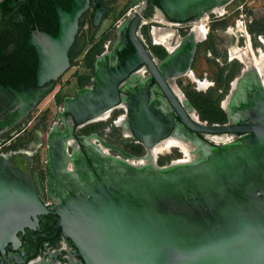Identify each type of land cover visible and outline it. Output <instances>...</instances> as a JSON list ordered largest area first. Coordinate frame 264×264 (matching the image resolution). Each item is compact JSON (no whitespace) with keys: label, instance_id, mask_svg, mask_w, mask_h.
Returning a JSON list of instances; mask_svg holds the SVG:
<instances>
[{"label":"water","instance_id":"95a60500","mask_svg":"<svg viewBox=\"0 0 264 264\" xmlns=\"http://www.w3.org/2000/svg\"><path fill=\"white\" fill-rule=\"evenodd\" d=\"M140 1L132 0L129 7ZM228 1L154 0L151 4L167 23L187 24ZM87 5L88 0H78L72 12H62L59 35L38 47L34 91L18 93L0 85V135L19 124L50 91L46 84L69 70L76 22ZM140 11L127 14L125 22L134 14L130 26L124 22L116 28L123 42L133 46V55L119 68L112 67V52L97 56L91 86L63 99L58 112L62 131L53 126L45 134L48 182L55 181L53 175L66 162L69 166L64 188L60 187L66 191L61 204L49 211L41 203L43 190L32 177L31 154L0 156V254L6 247L14 250L17 234L31 227L37 215L51 213L57 217L61 237L73 244L84 264H264V88L257 77L245 82L238 100L225 111L224 125L194 121L188 112L193 108L187 101L186 108L168 84L190 71L197 45L156 60L135 35L145 18ZM98 25L97 20L94 26ZM138 68L146 69L149 76L133 83ZM153 83L161 88L171 114L154 99ZM120 105L128 134L124 128L122 132L143 147L141 157L96 138L119 156L103 155L86 143V137L76 138L69 129L67 118L81 128ZM175 116L187 139L204 142L202 155L190 163L165 167L130 165L129 160L147 157L173 134ZM225 134L243 136L220 146L198 136ZM69 140L77 146H71V155L66 152Z\"/></svg>","mask_w":264,"mask_h":264},{"label":"flooded vegetation","instance_id":"af4514ba","mask_svg":"<svg viewBox=\"0 0 264 264\" xmlns=\"http://www.w3.org/2000/svg\"><path fill=\"white\" fill-rule=\"evenodd\" d=\"M77 1L78 0H2L1 1L0 3V85L1 86L10 88L18 93L25 91L32 92L37 88L35 75L39 64V56L37 52L38 47L44 45V40L46 38H56L59 35V31L61 27V18H60L61 13L64 11L67 13L72 12ZM114 1L116 0H88L87 8L79 16L76 22L77 24L76 34L74 36L73 44L68 52L69 63H70L69 69L72 67V61H73L72 54L74 52L81 53L84 51V49L86 48V44L89 41V38L96 35L97 31L100 29L103 22L112 13L111 8L114 5L113 4ZM151 3H154V0H144V1L141 0L139 2V4L141 5L136 7L137 8L136 11L141 10L140 12L142 14L144 13L146 18L149 10L153 7V4ZM130 14L128 16L130 20L129 22L126 21L127 24L125 25V27L130 26L131 22L133 21L134 14L132 13L131 16ZM126 18H127V14H124L123 17L120 18L121 20L120 22L117 23L114 30L117 35L116 40L112 43V45L109 48H107L106 51H103L101 53V54L105 52L113 53V58L115 59H113L114 62L112 63L113 65L112 67L114 68H119L123 66L124 60L127 57L133 55L134 53L133 46L129 42L128 43L123 42V40L118 36L116 32V28L120 24H123ZM162 18L164 19V16H162ZM97 20L99 21V25L95 27L94 24L95 21ZM143 24L144 23L142 22L138 30L135 32V35L140 39H141L140 29ZM127 36L128 34H126V37ZM115 44H117L116 46L117 48L113 51V45ZM148 76L149 74L146 71V69L138 68L133 73L132 82L141 83L142 81L146 80ZM56 81L49 82L44 86V88L50 89L51 91ZM171 82H169L168 85L173 90ZM89 86H91V84ZM83 87H87V86H83ZM150 90L151 93H154L153 94L154 99L159 100L161 101V103L164 104L163 106L165 108L166 114L168 115L171 114L172 110L167 105V102L164 99L161 88L155 83H153V85H151L150 87ZM178 99L181 101L179 97ZM184 105L187 107L186 104ZM117 109L122 110L123 113V115H121L122 118L125 114L123 105H120ZM191 112L193 111L190 110L189 116H191V118L194 121H196V119L192 117ZM119 117L116 119V121L119 119ZM116 121H113L114 125ZM173 121H174L175 130L170 137H174L182 141H192L184 136L183 134L184 127L179 123V119L176 116L174 117ZM67 124L69 126V129L72 131V134L76 138L86 137V143L89 146H95L98 150H101L100 145L102 144L101 142L96 140V138H100L106 144L121 150L119 147L113 145L112 143L103 140L99 134L101 133L100 130L96 131V133L84 135L81 134L79 131L82 129L83 126L81 128H77L73 126L68 118H67ZM16 126L10 128L6 133L0 136V141H1L0 156H8L11 154H20V153H28L32 155V177L34 180L35 179L39 180L43 190V195L41 196L40 201L47 208V210L53 211L55 207L61 204V199L66 194V191L64 189L60 190V187L64 188V185L66 183V177H64L65 175L64 173H69V166L67 165L66 162V165L63 166V169L61 168L59 170H56V173L53 175L55 181L48 182L46 176L47 140L45 138V134L48 131L44 133L42 131L41 126L38 127L33 126L30 128L27 134L24 131L22 132L21 136H19L17 135L18 134L17 131L14 130ZM53 126H56L57 130L62 131V126L59 121L58 114H57V120L51 126V128ZM120 129H121L122 137L128 138L122 132L123 129L122 128ZM6 134H8L7 137L5 136ZM198 136L201 139H204V141L208 144L211 141H213L214 143H217L216 146H220L223 143L230 142L231 137H232V141H236L243 135L225 134V135H217L214 137H206V138L205 136L202 135H198ZM223 137H225L226 140L224 142H220V139ZM39 139L40 142H38ZM132 141L135 144L140 145L134 140ZM36 143L38 144L37 148L34 147L35 145H37ZM67 144L68 145L66 148V152L68 155H71L73 147L77 149V146L73 140H69ZM77 144L80 145V142L77 141ZM43 149L45 151V156H46L45 160L40 163L41 167H38V170H34L33 167L34 158L36 154H38V152L40 154V151ZM79 149L82 151L81 146H79ZM106 153L108 155L115 157L119 156L117 153H115V151L107 150ZM127 154L135 157H141L130 153ZM61 161H63V159ZM62 163L65 162L63 161ZM47 189L49 192L47 191ZM56 221H57V217L51 213L37 215V221L31 223V227L25 229V232L23 234L22 233L17 234L18 240L12 246L14 250L10 249V247L9 248L6 247L5 254L4 255L0 254V262H3L4 264H29V263L84 264L82 259L76 255V249L73 246V244L70 241L65 240L61 237L60 228L57 226Z\"/></svg>","mask_w":264,"mask_h":264},{"label":"rangeland","instance_id":"374dc122","mask_svg":"<svg viewBox=\"0 0 264 264\" xmlns=\"http://www.w3.org/2000/svg\"><path fill=\"white\" fill-rule=\"evenodd\" d=\"M130 3L131 0L114 1L112 13L103 22L96 35L89 38L84 51L72 54V67L54 83L51 91L32 106L25 118L14 128L17 135L21 136L24 131L27 134L33 126H41L44 133L49 131L57 120L58 112L62 109L64 97L73 96L76 90L91 84L95 58L116 40L117 35L114 30L120 18L141 5L138 3L130 8ZM222 11L221 15L209 14L203 22L208 33L206 38L197 44L189 71L197 81H193L188 72L171 82L183 100L193 108V114L197 120L207 125L212 123L222 125L227 122L222 105L229 95L233 81L240 77L245 67L238 59L231 58L230 52L235 48L249 47L256 59L264 53V0H232L223 6ZM157 14L158 10L153 6L143 20L140 37L153 58L161 61L168 52L162 45L155 42V30L174 31L183 38L193 28L195 21L175 25L165 20L161 21ZM243 31H246V34ZM88 57H90L89 61ZM121 115H123L122 110L115 109L107 120L86 124L79 131L81 134L89 135L100 130L99 134L103 140L126 153L143 156L145 154L143 147L135 144L132 139L123 138L121 129L113 124V121ZM5 136L7 137L8 134ZM216 144L213 141L209 143L211 146ZM45 157L44 149L40 151V154L39 152L36 154L34 170L41 167L40 163L45 160ZM184 159L179 149L172 147L157 155L156 164L158 167H165L172 162Z\"/></svg>","mask_w":264,"mask_h":264},{"label":"bare ground","instance_id":"6f19581e","mask_svg":"<svg viewBox=\"0 0 264 264\" xmlns=\"http://www.w3.org/2000/svg\"><path fill=\"white\" fill-rule=\"evenodd\" d=\"M230 1L226 2L225 4H222L220 6L215 7L212 9L209 13H206L195 20V25L193 26L190 34L186 38H180L178 37L177 33L170 30H155V42L162 45L168 52V54H173L174 52L178 51L179 49L183 47H191L194 45H197L198 43L202 42L208 33V30L203 22H205V19L209 14L217 13L222 14V8L223 6L227 5ZM137 8H135L136 10ZM139 11V10H137ZM132 13L130 14V16ZM157 17L163 21L162 14L158 13ZM158 20V19H157ZM126 23V22H125ZM231 58L238 59L245 67L240 75V77L236 78L232 85L230 94L226 97L223 108L228 113L230 107L233 105L234 102L238 100V96L241 92H243V86L245 82L250 81L251 77H257L260 81L261 85L264 88V53H262L259 57V59H256L253 54L251 53L250 48L246 49H233L230 52ZM189 77L193 81H197L193 75L189 72ZM143 82V81H142ZM141 82V83H142ZM200 86H203L202 83H199ZM173 88V91L176 93V95L181 99V102L183 105L186 104V102L183 100L181 94L176 90V88ZM187 105V104H186ZM187 108V107H186ZM193 111V110H192ZM190 112V110H188ZM111 112H106L97 118H95L91 123L98 122V121H104L109 118ZM190 114V113H189ZM192 117L197 120L196 116L191 112ZM124 117V116H123ZM119 118L115 125L119 128H124V133L128 134L127 131H125L124 126V118ZM226 140L225 137L220 139V142H224ZM102 144V143H101ZM203 144L198 141H182L180 139H176L174 137H170L166 140L161 141L159 144L154 146L148 153V156L145 158H139L135 160H129L128 163L131 165H135L137 167H142L146 165H155L156 158L158 154H161L165 150H169L170 148L174 147L179 149V151L184 155V160L173 162L172 164H186L190 163L196 159H198L204 150ZM101 150L100 151L103 155H108L106 151L108 150L104 145H100Z\"/></svg>","mask_w":264,"mask_h":264},{"label":"built area","instance_id":"2783aa9c","mask_svg":"<svg viewBox=\"0 0 264 264\" xmlns=\"http://www.w3.org/2000/svg\"><path fill=\"white\" fill-rule=\"evenodd\" d=\"M175 25H177V24H175ZM243 33L246 34V31H243ZM0 136H1V135H0ZM230 140H231L230 142H232V137L230 138ZM227 143H228V142H227Z\"/></svg>","mask_w":264,"mask_h":264},{"label":"trees","instance_id":"16d2710c","mask_svg":"<svg viewBox=\"0 0 264 264\" xmlns=\"http://www.w3.org/2000/svg\"><path fill=\"white\" fill-rule=\"evenodd\" d=\"M90 60V57H88V61ZM212 123V122H211ZM214 123H212V125H213Z\"/></svg>","mask_w":264,"mask_h":264}]
</instances>
